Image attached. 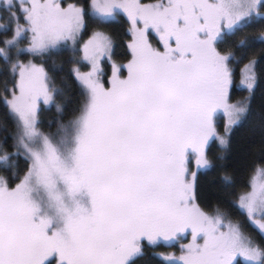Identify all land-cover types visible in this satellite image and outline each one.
<instances>
[{
	"label": "snow or ice",
	"instance_id": "obj_1",
	"mask_svg": "<svg viewBox=\"0 0 264 264\" xmlns=\"http://www.w3.org/2000/svg\"><path fill=\"white\" fill-rule=\"evenodd\" d=\"M121 16L130 23L126 64L112 59L106 31ZM62 50L79 89L67 120L55 100L64 92L44 66ZM0 61L12 77L3 102L15 127L0 124V264H136L146 246L172 247L188 232L180 255H151L162 264H264V165L240 191L227 170L219 177L221 200L243 222L219 203L205 210L196 184L216 167L210 142L226 149L252 115L264 0H0ZM234 88L249 96L232 102ZM40 104L56 108L55 131L42 130Z\"/></svg>",
	"mask_w": 264,
	"mask_h": 264
},
{
	"label": "trees",
	"instance_id": "obj_2",
	"mask_svg": "<svg viewBox=\"0 0 264 264\" xmlns=\"http://www.w3.org/2000/svg\"><path fill=\"white\" fill-rule=\"evenodd\" d=\"M67 2H73V0H66ZM140 3H153L156 0H139ZM95 27V26H93ZM130 27V23L126 16L120 17V22L115 25L106 27V31L113 35L114 44L112 49V55L115 62L120 64H126L131 58L127 43L131 40V36L127 35V29ZM91 32V28L84 33L83 39L87 40ZM158 36L156 33L151 34V40L154 44L158 42ZM32 57H24L21 59L27 60ZM71 52L68 50H62L47 59L44 66L48 71L49 77L53 82V86L63 90V96H56L57 103L66 105L64 120H67L72 115V108L75 106L77 95L79 92L75 79L69 74V69L72 67L70 63ZM34 59V58H32ZM257 59L259 60V54L257 53ZM40 63L41 61L36 60ZM245 61L238 63L236 66L243 65ZM62 68V70H60ZM86 69V68H82ZM103 69L105 74L110 76L111 64L109 62L103 63ZM257 84L252 93L251 110L252 115L243 124L234 127L230 136L228 137L230 144L226 149H222L218 141L210 142L208 153L213 160L216 167L208 172H200L197 174V192L198 202L201 203L205 210L210 211L217 203L220 204L222 209L229 212L233 219L244 221L243 217H240L238 213L232 208L228 207L220 198L221 185L219 182L220 175L227 170L233 175L236 181L235 190L240 191L247 188L248 183L253 177L254 166L259 167L264 165V132L261 129V116H264V62H260L257 65ZM126 74V72H125ZM5 81H7L8 88H11L12 77L5 70L3 61L0 62V124L7 123L10 131H15V127L10 121L7 110L5 109L3 96L9 95L4 91ZM232 101L236 102L249 96L247 91L234 88L232 93ZM9 98L10 95H9ZM40 119L43 121L41 128L45 132L55 131V121L59 118L56 108L54 106H43L40 108ZM226 122V117L223 114L217 115V127L223 133V127ZM51 123V128L49 127ZM11 143V141H10ZM223 156V160H217L218 156ZM20 165L23 168L24 161L20 160ZM223 165V167H221ZM245 231L250 234L257 241H261L262 237L258 231L244 222ZM192 242L191 233H185L184 238L175 243L172 247L165 246L163 244L156 247H145L146 255L136 260V264H162L158 258L153 257L152 252L163 253H176L180 255V245L189 244ZM198 243H203L202 240H197ZM241 264L243 262L241 261Z\"/></svg>",
	"mask_w": 264,
	"mask_h": 264
},
{
	"label": "rangeland",
	"instance_id": "obj_3",
	"mask_svg": "<svg viewBox=\"0 0 264 264\" xmlns=\"http://www.w3.org/2000/svg\"><path fill=\"white\" fill-rule=\"evenodd\" d=\"M65 2L66 3H68L66 0H65ZM21 23H23V21H21ZM29 59H32V58H29ZM112 59L115 61V59H114V57H113V55H112ZM1 62V61H0ZM106 63V62H109L108 60H104V61H102V67H103V63ZM247 62V61H246ZM245 62V63H246ZM110 64H111V62H109ZM243 67V65H240V66H235V79H236V82L237 83H239V79H240V69ZM83 71H87L88 69L86 68V69H82ZM105 70V69H104ZM105 72V71H104ZM111 75V74H110ZM239 89V88H238ZM233 102V101H232ZM43 106H47V105H44V104H40L39 105V107L41 108V107H43ZM222 114V113H221ZM226 120H227V118H226ZM226 123V122H225ZM253 175H255V173L253 174Z\"/></svg>",
	"mask_w": 264,
	"mask_h": 264
}]
</instances>
